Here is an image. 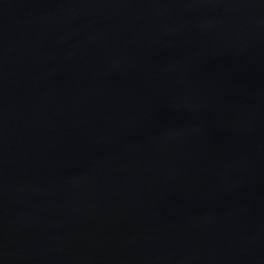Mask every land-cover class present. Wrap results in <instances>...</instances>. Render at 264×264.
<instances>
[{
	"label": "water",
	"instance_id": "obj_1",
	"mask_svg": "<svg viewBox=\"0 0 264 264\" xmlns=\"http://www.w3.org/2000/svg\"><path fill=\"white\" fill-rule=\"evenodd\" d=\"M0 264H264V0H0Z\"/></svg>",
	"mask_w": 264,
	"mask_h": 264
}]
</instances>
